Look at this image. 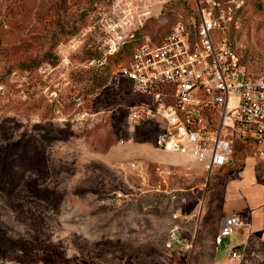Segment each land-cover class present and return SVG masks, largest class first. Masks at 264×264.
<instances>
[{"label": "rangeland", "instance_id": "rangeland-1", "mask_svg": "<svg viewBox=\"0 0 264 264\" xmlns=\"http://www.w3.org/2000/svg\"><path fill=\"white\" fill-rule=\"evenodd\" d=\"M241 1L225 34L240 62L261 70L264 0ZM188 8L0 0V264H211L241 237L240 226L214 250L237 176L264 173L252 145L236 144L232 163L207 174L198 160L155 149L152 122L126 120L124 105L139 97L119 64Z\"/></svg>", "mask_w": 264, "mask_h": 264}, {"label": "built area", "instance_id": "built-area-1", "mask_svg": "<svg viewBox=\"0 0 264 264\" xmlns=\"http://www.w3.org/2000/svg\"><path fill=\"white\" fill-rule=\"evenodd\" d=\"M191 2L159 41L135 42L118 68L117 76L139 97L124 105L126 120L152 122L155 149L198 160L207 174L231 164L238 143L251 144L252 153L264 160V69L253 71L241 63L225 34L237 27L242 1ZM145 7L140 14L148 12ZM118 43L112 40L107 53ZM244 223L238 212L222 215L214 250ZM245 246V241L231 246L211 264H264L261 254L247 258Z\"/></svg>", "mask_w": 264, "mask_h": 264}, {"label": "crops", "instance_id": "crops-1", "mask_svg": "<svg viewBox=\"0 0 264 264\" xmlns=\"http://www.w3.org/2000/svg\"><path fill=\"white\" fill-rule=\"evenodd\" d=\"M263 142L260 147L264 153ZM233 192L231 197H234L235 201L229 207H225L226 213L224 214L238 212L245 223L241 226V237H238L227 249L245 241L247 257L261 254L264 252V173L238 175L233 184ZM212 260H214V255H212Z\"/></svg>", "mask_w": 264, "mask_h": 264}, {"label": "trees", "instance_id": "trees-1", "mask_svg": "<svg viewBox=\"0 0 264 264\" xmlns=\"http://www.w3.org/2000/svg\"><path fill=\"white\" fill-rule=\"evenodd\" d=\"M128 42L130 43L131 41H130V40H127V42H126V41H123V44H124V43H128ZM132 45H133V44H131V47L129 48V52L127 53V55H126V57H125V61H123L122 63H120L119 66H118V68L126 62L128 56H129L130 50H131V48H132ZM119 47H120V46H118L117 49H116L115 51H117V50L119 49ZM115 51H114V52H115ZM112 53H113V52H111V53H109V54H112Z\"/></svg>", "mask_w": 264, "mask_h": 264}]
</instances>
